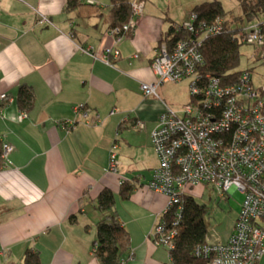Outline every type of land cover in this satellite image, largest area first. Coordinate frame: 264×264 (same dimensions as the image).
<instances>
[{"label":"crops","instance_id":"0c3cea01","mask_svg":"<svg viewBox=\"0 0 264 264\" xmlns=\"http://www.w3.org/2000/svg\"><path fill=\"white\" fill-rule=\"evenodd\" d=\"M70 1L0 0V92L11 95L0 101V140L13 146L8 166L0 158V261L25 264L32 251L40 264H101L91 247L108 216L96 200L108 188L129 236L126 264L168 262L169 250L152 235L167 197L146 183L158 163L150 131L162 112L175 111L165 85L177 83L158 85L153 96L139 86L156 80L150 63L169 27L212 0H142L117 39L109 32L112 0ZM107 47L118 51L108 56L112 65L101 61ZM21 86L31 92L24 108ZM180 89L179 101L189 100ZM80 105L88 121L74 111ZM113 146L117 172L108 168ZM122 180L134 185L123 198Z\"/></svg>","mask_w":264,"mask_h":264},{"label":"built area","instance_id":"2783aa9c","mask_svg":"<svg viewBox=\"0 0 264 264\" xmlns=\"http://www.w3.org/2000/svg\"><path fill=\"white\" fill-rule=\"evenodd\" d=\"M141 1L130 0L132 15L141 11ZM196 19V14L191 13L189 19L178 25L183 30L182 38L160 41L150 63L156 80L141 82L139 86L145 96H153L160 84L188 79L191 95L198 97L196 102L182 106L181 115L171 109L162 112L150 131L158 163L147 187L167 197L166 208L152 235L157 245L168 250L175 246L176 223L186 186L207 182L217 188L220 197L225 191L238 189L243 201L233 232L223 243L197 246L195 254L209 257L208 264H255L264 254V80L253 83V75L247 70L232 84H219V79L213 77L203 78L198 71L204 63L203 39L221 32L222 18L209 23H196ZM128 29L130 22L111 27L109 32L117 39ZM241 39L249 46H257L258 59L264 63L261 24L244 26ZM84 49L89 53V49ZM117 53L107 47L101 61L112 65L108 56ZM10 98L8 93L0 92V101ZM74 111L88 121L89 113L84 106H76ZM20 116L27 115L22 111ZM65 121L63 125L74 124ZM1 150L0 158L8 166L13 146L3 143ZM109 157V171L117 172L116 146ZM169 214L173 218L166 220L164 216ZM91 249L94 253L95 244ZM5 254L1 248L0 258ZM118 264H126V260L120 258Z\"/></svg>","mask_w":264,"mask_h":264},{"label":"trees","instance_id":"16d2710c","mask_svg":"<svg viewBox=\"0 0 264 264\" xmlns=\"http://www.w3.org/2000/svg\"><path fill=\"white\" fill-rule=\"evenodd\" d=\"M76 2V0H71L70 6ZM236 2L241 9L240 16L230 15V12L225 10L220 0L195 4L191 10V13L196 14V23L199 21L209 23L213 22L217 17L222 18L223 28L221 32L214 35H207L203 39L201 51L204 63L198 69L203 74V78L213 77L219 79V84H232L236 82L241 72L244 71L237 70L242 54L240 47L242 44H246L241 39L244 31L243 23L247 21L251 22V20L264 13V0H236ZM112 3L115 22L111 27H114L127 21L130 17L131 9L130 0H112ZM259 23L262 26V35L264 37V20ZM178 25L180 23L172 24L169 27L167 35L164 37L165 40L173 42L175 39L182 38L183 30L178 28ZM176 28L179 30L177 31ZM251 48L258 54L259 49L257 46L253 44ZM246 70L249 71V69ZM186 80L189 86V81L188 79ZM18 93V102L21 108L27 107L31 96L30 89L21 86ZM197 100L198 97L191 95L189 86V100L187 103L196 102ZM2 144L0 140V155L2 152ZM132 187L134 185L131 182H124L122 180L119 186L120 196L122 198L127 197ZM185 193L186 195L183 198L184 200L179 210L180 216L176 223L177 235L174 240L175 246L169 250L170 260L161 264H208L210 260L209 257L195 254L197 246L207 243L205 216L209 210L205 204H200L192 195L187 194V192ZM114 201V192L108 188L102 189L96 200L99 208L105 210L106 214H108L106 218L101 219L96 225L97 238L94 242L96 248L94 254L100 260L101 264H118L120 258L125 259L127 262L132 254L129 247L128 232L117 219L114 210ZM164 217L166 220H170L173 218V215L169 214ZM24 263L40 264L38 255L32 251H26L24 254Z\"/></svg>","mask_w":264,"mask_h":264},{"label":"rangeland","instance_id":"374dc122","mask_svg":"<svg viewBox=\"0 0 264 264\" xmlns=\"http://www.w3.org/2000/svg\"><path fill=\"white\" fill-rule=\"evenodd\" d=\"M222 5L226 11L230 12V15L240 16L241 9L237 5L236 0H221ZM264 20V13L260 14L257 18L251 20V22L243 23L244 26L252 23H259ZM241 56L240 64L237 70L242 71L249 69L253 75V83H257V79L263 78L261 75L264 74V63L258 59V55L247 44H242L240 47ZM187 80L183 83H177L175 85H165L167 92L169 93L170 98L174 99L172 104L173 109L179 114H182V105L185 104L188 98L185 101H179L180 87L183 88L184 92L187 93L189 97V86L187 85ZM176 101V102H175ZM187 194H190L197 200L200 204H205L207 206L208 214L205 216L206 221V240H211L215 242L221 241L222 238L227 236L229 228L232 223H235L234 218L238 215L241 210V204L243 201V194L238 189H232L231 191H225L222 197L219 196L218 190L212 184L207 182L197 183L192 187H186ZM116 192V191H115ZM236 219V218H235ZM92 248V247H91ZM167 250V249H166ZM6 256H4L5 258ZM14 257L7 262L4 259H1V264H13ZM15 261L16 258H15ZM19 263V262H18ZM22 264V263H19Z\"/></svg>","mask_w":264,"mask_h":264}]
</instances>
